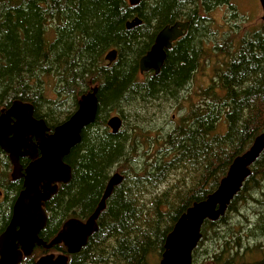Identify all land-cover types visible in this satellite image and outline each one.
Masks as SVG:
<instances>
[{"label":"trees","instance_id":"16d2710c","mask_svg":"<svg viewBox=\"0 0 264 264\" xmlns=\"http://www.w3.org/2000/svg\"><path fill=\"white\" fill-rule=\"evenodd\" d=\"M205 1L208 9L224 0ZM180 10L175 0H142L136 7L128 0H0V110L15 101L29 103L36 119L56 127L77 110L81 95L98 88L95 122L64 159L72 180L45 204L43 240L71 218L88 219L109 178L123 176L97 220L98 231L80 253L69 255L68 264H159L182 214L215 191L233 161L264 132V24L242 37L235 27L220 47L208 19L204 25L197 17L193 34L167 52L158 75L140 73V59L162 28L183 19ZM135 17L142 25L127 30ZM111 50L118 57L109 65ZM197 75L207 84L192 92ZM67 98L74 104L65 118L54 121L51 110L42 108ZM147 100L162 102L166 113L174 107L165 116L170 127H153L140 117ZM113 111L129 124L115 135L107 125ZM173 111L180 114L176 120ZM250 170L226 215L202 226L193 264H264V247L251 246L248 235H264V151ZM11 172L0 148V234L23 188ZM251 203L261 212L248 229L250 218L241 210ZM234 214L244 221L234 223ZM216 243L219 249L211 251ZM57 248L67 252L64 245Z\"/></svg>","mask_w":264,"mask_h":264},{"label":"water","instance_id":"95a60500","mask_svg":"<svg viewBox=\"0 0 264 264\" xmlns=\"http://www.w3.org/2000/svg\"><path fill=\"white\" fill-rule=\"evenodd\" d=\"M142 0H128L136 7ZM263 11L264 0H259ZM139 17L126 23L131 30L141 26ZM188 23L178 22L165 26L156 36L150 50L140 59L141 73L154 72L158 75L167 58L172 44L183 36ZM118 57L117 50L107 53L105 60L112 64ZM98 88L81 95L77 110L52 134L44 120L34 117V107L21 101L13 102L0 113V148L9 156L13 166L12 179L24 178V189L18 195L11 221L0 235V264H19L23 257L31 255L35 245L49 250L64 245L69 255H76L86 246L89 238L98 231L97 220L106 208L115 187L121 184L123 176L113 174L94 213L86 220L69 219L61 231L49 242L39 239V233L47 224L45 204L59 190L72 180V169L64 161L73 148L81 143L83 130L95 122L98 112ZM123 120L119 115L108 119L112 134H118ZM33 138L37 144L33 143ZM38 148L41 157H38ZM264 151V132L254 141L251 148L238 156L231 164L218 188L206 199L194 203L182 214L171 233L167 236L164 253L159 264H193V251L201 240V229L208 221L216 222L226 215L228 206L240 192L246 179L251 175V166ZM30 157L31 163L22 173L20 158ZM36 264H68V256L47 255Z\"/></svg>","mask_w":264,"mask_h":264},{"label":"rangeland","instance_id":"374dc122","mask_svg":"<svg viewBox=\"0 0 264 264\" xmlns=\"http://www.w3.org/2000/svg\"><path fill=\"white\" fill-rule=\"evenodd\" d=\"M234 4L238 7V19H234L232 18L230 23H225V19L228 16H231L230 11H224V12H213L210 14H205V17L208 19V29L211 32V35L214 36L217 34L216 30L219 29V26H221V39H217V43L216 45L220 46L223 44V39H225V37L227 36V34H229L231 32L232 29H236L235 25L238 24V27L240 29H238L240 36L242 37L244 35V33H253L256 31H259L260 29H262L264 21L262 20L263 17V11L261 8V4L259 0H234L233 1ZM236 16V15H235ZM246 20L242 23L241 20L245 19ZM198 27V26H196ZM201 28V25H200ZM198 31H196L197 33ZM217 37H219L218 35H216ZM204 37V36H203ZM201 41V40H200ZM198 40L197 44H200L199 46L201 47V43ZM221 47V46H220ZM206 46L203 47V50H206ZM107 55V54H106ZM117 60V59H116ZM211 70H208V72H206V75H208V73H210ZM198 77V75H197ZM205 83L207 84V80L205 79L204 76H200L197 78V80H194L192 82V92L199 90L200 88H202ZM147 103L145 105H143V108L145 110L144 114H140V117H145L147 123H149L151 126L153 127H164L166 128L168 125L170 127V123L171 121L168 119H165V116L167 115L168 111H170L173 108H170L169 110H166L163 108L164 104L162 102L158 103H153V102H148V100L146 101ZM149 103H152L151 105H149ZM74 102L71 101L70 98H67L63 103H61V105H49V103H47L44 107H42L43 109L51 110L52 115H54L53 119L54 121H57L60 118H65L68 110H73L72 106H73ZM128 111V112H127ZM130 109H127L126 112L130 115H128L130 117V120L128 121L129 123L132 124V116L129 112ZM170 114V112H169ZM115 115H119V113H117L116 111L111 112L108 115V119L112 116ZM171 117L176 120V117L180 116V114H177V111H173L171 114ZM174 116V117H173ZM121 117V116H120ZM107 119V121H108ZM129 124L126 125L125 121L122 124V127L120 130H124V129H128ZM109 128V127H108ZM110 129V128H109ZM111 131V129H110ZM261 195V194H260ZM259 195V197H260ZM242 214L245 215L247 218H250V222L249 224H247V228L249 229V225L251 226V228L254 227L255 222L257 221L256 219V214L261 212V209L255 204V203H251L249 205H245L243 207V209L241 210ZM232 221L234 223L239 222L238 224H240L242 221H244V218L241 215L238 214H234L232 215ZM248 235L250 236V238L252 240H254L257 245H261V237H259L257 234H255L253 232V230H251ZM206 242V241H205ZM204 242V244H205ZM219 243H216L213 248L210 247V250L212 251L214 248L215 249H219V246H217ZM216 246V247H215ZM203 249L205 250L206 247L203 246ZM259 260V257L257 254H255V258L254 260Z\"/></svg>","mask_w":264,"mask_h":264},{"label":"flooded vegetation","instance_id":"af4514ba","mask_svg":"<svg viewBox=\"0 0 264 264\" xmlns=\"http://www.w3.org/2000/svg\"><path fill=\"white\" fill-rule=\"evenodd\" d=\"M175 1H176V4L181 7V10L180 11H181V14H183V19H178L174 23L169 24L167 26H174L176 23L181 22V23H188V27H187V30L183 31V36L180 37L177 41H175L172 44V48L167 51L168 53H171V51L173 50V48L176 47V44L179 41H183V40H185L184 38H187L191 34H193V32H194V29H193L194 28V25L191 24V21H194L197 17H199V21L200 22H202L204 25H206V22H205V20H206L205 14H210V13H213V12H224V11L227 10V11H230V13H231L230 15L231 16L226 17L225 23H227V24L230 23L231 20H232V18H234L235 20L238 19V16H237V15H239L238 14L239 13L238 12V7L234 4V2H233L234 0H224L223 2H219V3H216V4H213V5L209 6L208 9H207L206 1L205 0H175ZM188 14H191V15H189L188 17L185 16V15H188ZM241 21L243 23L245 20H241ZM221 26L222 25H220L219 26V29L216 30V32H217L216 35H218L219 37H217L216 35L212 36V37L215 38V40H217L216 38L221 39V29H220ZM235 26L237 27L238 24H236ZM200 43H201V46H203L204 45V40H201ZM145 73H150V72H145ZM145 73H141V74H145ZM8 108H6V107L5 108H2L0 110V113H1L2 110L8 109ZM44 121H45L47 127L50 129V131H49L48 134H52L53 131H54V129H55V127H51L46 120H44ZM33 143L34 144H37L35 138H33ZM37 156L38 157H41V151L39 150V148H38V155ZM20 160H28L26 166H23L20 163L21 168H22V173H25V170H26L27 166L31 163V159H30V157H25V158H20ZM12 171H13V166H12ZM11 177H12V172H11ZM20 179L23 180V184H24V178H20ZM23 189H24V187L22 188V190ZM22 190H20V192ZM20 192H19V194H20ZM0 195H2V193ZM14 204H15V202H14ZM14 204H13L12 210H11V218H12V214H13ZM11 218H10V221H11ZM41 233H42V231H40V233H39V239L40 240L41 239L43 240ZM52 239H50L48 241H45V240H43V241L49 243ZM250 245L251 246L257 245V243L254 240L251 239L250 240ZM263 247H264V235L261 237V246H260V249H262ZM66 251H67V249H66ZM47 255H54L55 258H57L60 255H66V256H68V261H69V254L67 252L66 253L65 252H60L59 249L57 248V246L53 247L52 249L47 250L44 247H41L39 245H35V247H34L32 253H31V255L28 256V257H23L22 260H21V262L19 264H28V263H30V264H36L38 260H40L42 257H45ZM251 255L254 257V253H252ZM192 257H193V255H192ZM202 258L203 259H206V257H202ZM203 264H206V263H203Z\"/></svg>","mask_w":264,"mask_h":264},{"label":"bare ground","instance_id":"6f19581e","mask_svg":"<svg viewBox=\"0 0 264 264\" xmlns=\"http://www.w3.org/2000/svg\"><path fill=\"white\" fill-rule=\"evenodd\" d=\"M181 133V132H180ZM183 141V140H182ZM188 148V147H187ZM235 209V208H234ZM154 242V241H153Z\"/></svg>","mask_w":264,"mask_h":264}]
</instances>
